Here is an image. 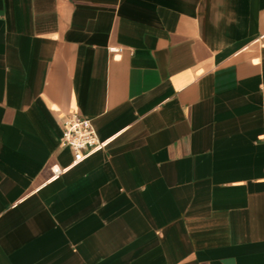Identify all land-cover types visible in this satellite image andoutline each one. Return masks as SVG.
<instances>
[{
  "label": "crops",
  "instance_id": "0c3cea01",
  "mask_svg": "<svg viewBox=\"0 0 264 264\" xmlns=\"http://www.w3.org/2000/svg\"><path fill=\"white\" fill-rule=\"evenodd\" d=\"M0 264H264V0H0Z\"/></svg>",
  "mask_w": 264,
  "mask_h": 264
},
{
  "label": "built area",
  "instance_id": "2783aa9c",
  "mask_svg": "<svg viewBox=\"0 0 264 264\" xmlns=\"http://www.w3.org/2000/svg\"><path fill=\"white\" fill-rule=\"evenodd\" d=\"M62 142L73 148L76 160L84 157L85 150L102 145L91 118L78 113H69L65 116ZM52 170L55 174L62 171L58 165H54Z\"/></svg>",
  "mask_w": 264,
  "mask_h": 264
}]
</instances>
